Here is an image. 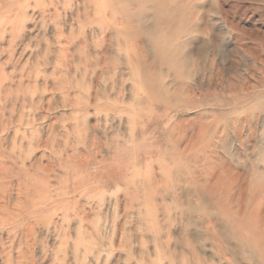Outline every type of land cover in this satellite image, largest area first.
I'll return each instance as SVG.
<instances>
[{
	"label": "rangeland",
	"instance_id": "374dc122",
	"mask_svg": "<svg viewBox=\"0 0 264 264\" xmlns=\"http://www.w3.org/2000/svg\"><path fill=\"white\" fill-rule=\"evenodd\" d=\"M0 264H264V0H0Z\"/></svg>",
	"mask_w": 264,
	"mask_h": 264
}]
</instances>
